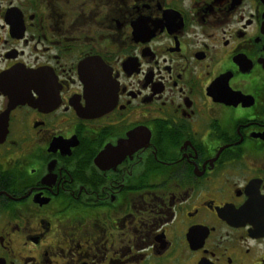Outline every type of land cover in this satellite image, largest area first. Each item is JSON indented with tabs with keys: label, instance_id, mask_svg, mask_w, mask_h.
Instances as JSON below:
<instances>
[{
	"label": "flooded vegetation",
	"instance_id": "af4514ba",
	"mask_svg": "<svg viewBox=\"0 0 264 264\" xmlns=\"http://www.w3.org/2000/svg\"><path fill=\"white\" fill-rule=\"evenodd\" d=\"M0 264H264V0H0Z\"/></svg>",
	"mask_w": 264,
	"mask_h": 264
}]
</instances>
